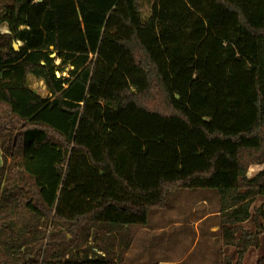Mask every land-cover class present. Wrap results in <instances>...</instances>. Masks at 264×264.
I'll use <instances>...</instances> for the list:
<instances>
[{
  "label": "trees",
  "instance_id": "16d2710c",
  "mask_svg": "<svg viewBox=\"0 0 264 264\" xmlns=\"http://www.w3.org/2000/svg\"><path fill=\"white\" fill-rule=\"evenodd\" d=\"M75 1L83 52L50 0H0V264H119L116 235L180 190L218 191L221 264H243L264 236V0Z\"/></svg>",
  "mask_w": 264,
  "mask_h": 264
},
{
  "label": "rangeland",
  "instance_id": "374dc122",
  "mask_svg": "<svg viewBox=\"0 0 264 264\" xmlns=\"http://www.w3.org/2000/svg\"><path fill=\"white\" fill-rule=\"evenodd\" d=\"M143 2L142 14L146 17L149 2ZM50 3L59 16L61 48L74 52L86 51L91 44L86 38L87 27L81 21L76 1L50 0ZM0 31L8 32L7 25L3 24ZM55 62L60 60L57 58ZM29 84L39 95H47L42 81L29 77ZM262 204L263 200L258 199L253 207ZM220 208L217 190H180L169 195L167 208L149 213L146 225L148 231L138 229L132 233L127 249L123 245L127 239H123V234L116 235L113 244L115 255L122 257L119 264H221L224 258L235 263L237 255L234 247L224 245ZM241 226L245 230H255L252 221ZM262 256L264 236L258 247L246 253L243 264H255Z\"/></svg>",
  "mask_w": 264,
  "mask_h": 264
},
{
  "label": "crops",
  "instance_id": "0c3cea01",
  "mask_svg": "<svg viewBox=\"0 0 264 264\" xmlns=\"http://www.w3.org/2000/svg\"><path fill=\"white\" fill-rule=\"evenodd\" d=\"M263 165H264V164H263ZM263 165H255V166H252V167L249 169V176H253V175H255L256 173H258L259 171L264 170V166H263ZM175 224L180 225V224H178V223H175ZM141 231H148V230L146 229V227H143V228L141 229ZM159 231H162V229H160Z\"/></svg>",
  "mask_w": 264,
  "mask_h": 264
},
{
  "label": "water",
  "instance_id": "95a60500",
  "mask_svg": "<svg viewBox=\"0 0 264 264\" xmlns=\"http://www.w3.org/2000/svg\"><path fill=\"white\" fill-rule=\"evenodd\" d=\"M6 33H10V32H9V29H8V32H6ZM22 45H23L22 42L17 41V42H15V43L13 44V48H14L16 51H18L19 47L22 46ZM51 57H52V58H55V57H56V53H53V54L51 55ZM59 63H60V62H58L57 64H59ZM56 75H57V77H60L59 72H56ZM63 76H66V74L64 73Z\"/></svg>",
  "mask_w": 264,
  "mask_h": 264
},
{
  "label": "bare ground",
  "instance_id": "6f19581e",
  "mask_svg": "<svg viewBox=\"0 0 264 264\" xmlns=\"http://www.w3.org/2000/svg\"><path fill=\"white\" fill-rule=\"evenodd\" d=\"M6 29V28H5Z\"/></svg>",
  "mask_w": 264,
  "mask_h": 264
}]
</instances>
